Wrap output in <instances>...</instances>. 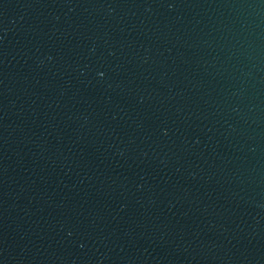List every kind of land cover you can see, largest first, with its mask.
Instances as JSON below:
<instances>
[{
    "label": "water",
    "instance_id": "95a60500",
    "mask_svg": "<svg viewBox=\"0 0 264 264\" xmlns=\"http://www.w3.org/2000/svg\"><path fill=\"white\" fill-rule=\"evenodd\" d=\"M0 264H264V0H0Z\"/></svg>",
    "mask_w": 264,
    "mask_h": 264
}]
</instances>
